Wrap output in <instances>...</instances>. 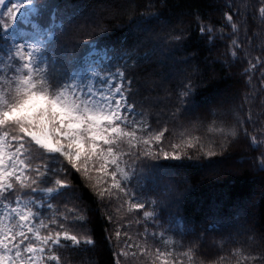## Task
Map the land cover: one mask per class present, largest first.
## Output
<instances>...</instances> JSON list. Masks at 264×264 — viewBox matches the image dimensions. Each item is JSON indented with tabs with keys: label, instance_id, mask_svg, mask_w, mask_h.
Segmentation results:
<instances>
[{
	"label": "snow or ice",
	"instance_id": "snow-or-ice-1",
	"mask_svg": "<svg viewBox=\"0 0 264 264\" xmlns=\"http://www.w3.org/2000/svg\"><path fill=\"white\" fill-rule=\"evenodd\" d=\"M6 2L10 4L7 10L0 8V264H62L61 249L94 245L84 225L89 223L87 213L97 209L115 224V264L121 258L134 264H195L205 235L236 227L243 208L226 223L216 218L207 221L197 234L187 221L177 222L184 220L183 193L160 180L168 177L182 184L185 178L178 170L186 162L231 155L234 145L244 139L252 151L259 150L253 164L256 171L264 172V0H239L224 13L231 30L227 34L221 30L220 39L230 38L231 60H247L243 73L251 90L243 92L237 107L240 111L249 107L243 117L233 113V119L222 120L219 127L213 120L207 130L214 135L207 142L190 131L204 126L196 114L199 84L190 76L176 89L171 113L175 127L171 130L167 121L163 127L153 128L150 114L138 111L135 101L129 102L136 94L134 80L128 75L129 60L133 61L131 67L169 60L173 68L188 63L189 58L172 56L185 42L183 29L170 28L156 38L151 35L154 23L162 28L169 24L162 11L165 0H160V8L150 2V10L128 16L127 27L134 35L148 34L146 39L132 48H126L125 41L102 51H97V44L108 31L105 28L71 49L60 40L59 34L67 33L78 19L95 17L87 6L73 0H0V6ZM250 19L257 23L251 34ZM18 21L30 24L32 31L18 29ZM176 32L180 34L173 35ZM199 33L207 36L209 44L217 35L203 23ZM140 49H144L142 54ZM253 77L259 81L258 88L252 87ZM145 90L151 91L152 85ZM258 95L260 110L254 112L252 102ZM211 114L216 115L215 108ZM237 162H243V157ZM74 174L94 197L97 209L83 203V191L72 183ZM148 193H159V199L149 198ZM61 197L63 210L58 207ZM168 209L175 211L162 223L161 212ZM141 212L143 221L135 223H144V231L134 238L128 231L133 223L129 217ZM149 221L159 231L149 233ZM176 231L182 237L191 234L195 238L185 251L176 250L183 247L182 241L165 240V245L174 246L163 250L149 242ZM242 231L255 232V228L240 225L235 235ZM235 235L231 236L234 243ZM258 235L254 245L241 242L211 264H264V231Z\"/></svg>",
	"mask_w": 264,
	"mask_h": 264
},
{
	"label": "trees",
	"instance_id": "trees-1",
	"mask_svg": "<svg viewBox=\"0 0 264 264\" xmlns=\"http://www.w3.org/2000/svg\"><path fill=\"white\" fill-rule=\"evenodd\" d=\"M150 2L156 8L161 7L160 0H73V3L82 4L89 10H94L96 15L91 20L78 19L75 26L69 25L70 30L67 33L59 34L60 40L67 43L71 49L93 34L100 33L101 28H105L108 31L100 35L97 44L98 51L114 45L119 46L125 41H127L125 47L132 48L139 40L146 39L148 34L134 35L127 27L126 21L130 14L150 10L147 7ZM238 2L239 0H165V7L162 11L169 18V24L162 28L160 24L154 23L152 27L155 32L151 35L156 38L170 28L183 29L186 36L185 42L179 46L178 51L172 53V56L176 60L189 58L188 63H178L173 68L169 67L172 63L169 60L166 64L143 62L136 67H131L133 61H128L130 66L128 75L134 80L133 90L136 92L129 102L135 101L138 111L143 110L150 114L153 128L163 127L164 121H167L170 130L175 127L171 120V113L176 104L174 95L180 82L182 80L187 82L185 78L189 76L199 84L196 89L195 102L200 107L196 114L201 117L204 124L203 127L190 129L192 135L204 136L207 142V139L214 135L207 130V126L213 120L219 127L222 120L233 119V113L229 107L239 105L243 92L251 90L243 73V69L247 67V60H231L228 50L230 38L226 36V39L221 40L219 33L221 30L225 34L230 32V25L224 13L230 10V5ZM235 19L237 18L234 17ZM201 23L212 27L217 33L211 44L207 36H201L199 33ZM19 26L20 23L17 22L18 29ZM248 27L249 34H251L257 28V23L250 19ZM241 32H243V27H241ZM179 34V32L173 33V35ZM139 51L142 54L144 49ZM253 55L256 53L254 52ZM258 74L259 70H257ZM149 84L152 85L151 91L145 90ZM252 87H259V81L255 77H253ZM233 96L236 97L235 101H233ZM215 98H218V101H215ZM248 107L249 105H245L243 111L235 108L234 112L237 116L243 117ZM252 107L254 112L260 110L259 95L252 102ZM213 108L216 110L215 116L211 114ZM157 114H160L158 118L161 123L159 125L156 123ZM176 130L183 131V129ZM167 138H171V132ZM234 149L233 154L213 157L210 161L205 158L202 162L195 160L186 162L178 170L180 176L185 178L182 184L177 185L168 177H162L160 180L161 184L170 183L183 193L181 214L184 220L177 222L187 221L188 226L196 228L197 234L203 231L207 221L216 218L226 223L239 208H243V217L241 220L237 218L236 227H222L219 231H209L205 235L197 249L195 264H201V262L211 264L213 261H218L220 256H226L233 248L241 246V242L254 245L259 241L258 234L264 231V172L256 171L253 164V160L259 156V150L252 151L246 139L237 142ZM192 155L195 156L196 153ZM241 157H243V162L238 163ZM213 166H217L216 173H207L206 170ZM180 176L176 179H180ZM72 183L83 191V203L92 209H97V205L93 203L94 197L84 187L78 174H74ZM185 189L190 190L185 192ZM147 195L149 198L159 199L160 194L148 193ZM58 201V207L63 210L62 205L65 202L63 197L58 198ZM67 202L71 207L73 201L69 199ZM250 203L253 204V211L248 206ZM146 210L151 209L146 207ZM174 211V209L162 211L161 222H167ZM87 215L89 223L84 227L93 236L94 245L77 249L71 247L61 249L62 264H115V224H110L98 209L89 211ZM249 216H252V222L249 221ZM129 220L133 223L128 231L135 238L138 233L144 231V223H135V220L143 221V213L129 217ZM240 225L244 228L253 227L255 232L242 231L239 235H235L236 228ZM73 228L79 230L78 226L74 225ZM148 231L151 233L159 229H154L149 221ZM232 235H235V243L231 238ZM109 236L112 237L111 241H109ZM168 239L173 242L182 241L183 247H176L179 252L185 251L195 238L191 234L182 237L179 231H176L165 233L163 240H150L149 242L155 243L163 250L174 246L165 245L164 241ZM184 259L187 261L186 257ZM120 264H134V262L121 258Z\"/></svg>",
	"mask_w": 264,
	"mask_h": 264
},
{
	"label": "rangeland",
	"instance_id": "rangeland-1",
	"mask_svg": "<svg viewBox=\"0 0 264 264\" xmlns=\"http://www.w3.org/2000/svg\"><path fill=\"white\" fill-rule=\"evenodd\" d=\"M12 2H18V0H12ZM9 6H10V4L6 2V4L3 5L2 8H3L4 11H6V10H7V7H9ZM95 15H96V14H95ZM24 30H26V29H24ZM24 30H23V31H24ZM30 31H32V29L26 30V31H24V32H30ZM215 101H218V98H215ZM237 106H238L237 104H236L235 106L231 105V106L229 107V110H230L232 113H236V112H234V109H235V108H238ZM235 115H236V114H235ZM236 116H237V115H236ZM216 167H217V166H215V167H214V166H213V167H210V168H208V169L206 170V172H207V173H216V171L218 170ZM248 206H250V208L252 209V211L254 210V207H253V204H252V203H250ZM242 217H243V215H240V216L238 217V219L241 220ZM252 220H253L252 216H249V221L252 222Z\"/></svg>",
	"mask_w": 264,
	"mask_h": 264
}]
</instances>
